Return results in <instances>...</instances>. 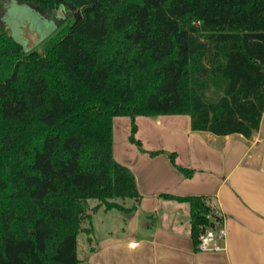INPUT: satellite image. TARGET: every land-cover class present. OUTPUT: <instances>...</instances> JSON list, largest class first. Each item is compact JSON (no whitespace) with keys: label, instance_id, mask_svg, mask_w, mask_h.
<instances>
[{"label":"trees","instance_id":"16d2710c","mask_svg":"<svg viewBox=\"0 0 264 264\" xmlns=\"http://www.w3.org/2000/svg\"><path fill=\"white\" fill-rule=\"evenodd\" d=\"M17 1L59 25L68 10L75 22L40 54L0 20V264H80L78 236L94 233L90 211L136 210L118 201L141 194L115 158V117L131 118L140 151V116L186 115L193 131L221 136L258 131L264 0ZM166 196L190 204L198 251L201 234L224 220L206 197Z\"/></svg>","mask_w":264,"mask_h":264},{"label":"crops","instance_id":"0c3cea01","mask_svg":"<svg viewBox=\"0 0 264 264\" xmlns=\"http://www.w3.org/2000/svg\"><path fill=\"white\" fill-rule=\"evenodd\" d=\"M262 116L249 138L195 132L186 115L136 117L135 137L144 151L130 141L131 118L115 117L114 155L134 173L141 200H131L130 207L137 206L132 214L120 211L111 217L115 210L104 207L90 211L94 233H85L89 247L80 264H264V112ZM116 135L123 139L116 141ZM169 153L194 175L187 178L177 170ZM166 195L206 197L227 228V238L216 243L222 249L196 251L190 204Z\"/></svg>","mask_w":264,"mask_h":264},{"label":"rangeland","instance_id":"374dc122","mask_svg":"<svg viewBox=\"0 0 264 264\" xmlns=\"http://www.w3.org/2000/svg\"><path fill=\"white\" fill-rule=\"evenodd\" d=\"M4 5V10L0 11V20L1 22L5 23V25H7L10 35L23 47V49L27 53L34 50H41L44 44L51 37L55 36L58 31L62 30L63 28L72 26L75 22V14L68 10H63L59 13V16L57 15V17L63 20V22L59 25L57 18H54L55 16H47L41 11L39 12V10L23 2L20 3L17 0H8L5 1ZM26 26H29L31 31L35 32L37 37L39 38V42L32 49L28 47V41L24 35V28ZM120 137H117L116 135V141L123 139L122 135ZM125 201V206L130 207L132 204L131 200L127 199ZM98 202L99 201L92 199L89 201V204L91 207H94L98 205ZM102 213L104 214V212ZM118 214H120V211L115 209V211L109 213L108 215L111 217H115ZM87 224L88 223L85 222L83 225L88 226ZM78 242L77 255L78 258L82 260L86 255L87 247H89L86 242L85 233L82 232L79 234Z\"/></svg>","mask_w":264,"mask_h":264},{"label":"built area","instance_id":"2783aa9c","mask_svg":"<svg viewBox=\"0 0 264 264\" xmlns=\"http://www.w3.org/2000/svg\"><path fill=\"white\" fill-rule=\"evenodd\" d=\"M227 228L224 223L219 224L215 228L207 229L200 236L199 251H219L222 247L217 246L216 243L219 239H226Z\"/></svg>","mask_w":264,"mask_h":264},{"label":"water","instance_id":"95a60500","mask_svg":"<svg viewBox=\"0 0 264 264\" xmlns=\"http://www.w3.org/2000/svg\"><path fill=\"white\" fill-rule=\"evenodd\" d=\"M24 35H25V38L28 41V47L30 49L34 48L37 45V43L39 42V38L37 37L36 33L35 32H32L29 26H26L24 28ZM42 52H43L42 49L39 50V53L40 54Z\"/></svg>","mask_w":264,"mask_h":264}]
</instances>
